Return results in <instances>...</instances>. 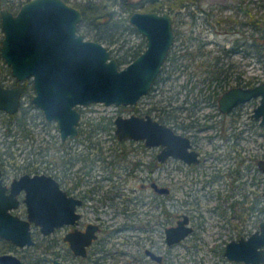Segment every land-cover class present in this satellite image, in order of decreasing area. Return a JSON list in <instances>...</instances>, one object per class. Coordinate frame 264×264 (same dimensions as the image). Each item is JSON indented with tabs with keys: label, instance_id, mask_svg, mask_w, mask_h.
<instances>
[{
	"label": "rangeland",
	"instance_id": "1",
	"mask_svg": "<svg viewBox=\"0 0 264 264\" xmlns=\"http://www.w3.org/2000/svg\"><path fill=\"white\" fill-rule=\"evenodd\" d=\"M263 2L200 0L175 13L177 38L167 72L137 105L94 102L80 106L81 133L73 140H62L57 123L47 120L42 108L33 102L35 88L31 78L23 95V106L14 119L0 112V158L6 159L9 172L13 168L10 179L22 167L43 168L54 166L57 161L74 163L81 170L93 168L83 176L84 187L97 188L98 192L82 208L83 222L101 220L100 238L91 247L92 258L87 263L68 255L59 245L66 255L65 264H94L97 257L101 258L99 264H233L214 248L241 233L250 234L264 219V172L257 162L264 157V129L253 118L251 103L244 112L228 115L219 106L210 105L205 97L213 90L209 87L211 78L206 77L208 70H217L213 64L222 57L220 64L230 67V77L231 71L232 76L244 71L248 79L256 75L264 80V52L262 56L248 53L254 49L252 42L264 49V44L261 46L264 37L248 23L244 24L248 17L243 10L249 5L261 13ZM84 29L79 31L93 39ZM146 40L145 35L133 31L117 42L104 43L118 59L130 52L131 46H146ZM242 42L248 51L229 53ZM0 70L7 83L17 80L4 59L0 61ZM231 80L233 83L235 78ZM197 99L199 106H195ZM182 105L180 112L186 122L199 116L201 124L210 125L199 131L203 162L191 170L182 164L181 170L176 166L180 163L175 161L153 172L148 166L156 161L154 148L140 141L120 140L115 134V119L118 114L148 113L160 118L162 108L169 110ZM207 113L214 116L207 119ZM24 115L31 119V133L27 135L21 129L6 133L8 125L12 121L16 125ZM137 163L139 169L135 167ZM152 180L169 185L172 192L159 194L151 186ZM185 212L194 219L197 233L170 246L165 227L176 223L177 213ZM64 232L60 230L46 238L40 230L36 231L37 243L20 251L23 258L30 263L38 255L51 256L53 251L48 246L54 239L56 244L63 245ZM146 247L164 254V262L153 261L144 253ZM0 249L10 250V245L1 242Z\"/></svg>",
	"mask_w": 264,
	"mask_h": 264
},
{
	"label": "water",
	"instance_id": "2",
	"mask_svg": "<svg viewBox=\"0 0 264 264\" xmlns=\"http://www.w3.org/2000/svg\"><path fill=\"white\" fill-rule=\"evenodd\" d=\"M4 38L0 53L11 67L12 75L24 82L31 78L35 94L33 102L42 108L45 118L55 121L61 139H74L81 123L80 106L97 102L107 105H137V102L154 86L176 42V16L168 10L134 11L130 23L145 35V51L132 62L122 66L103 42L88 39L79 31L84 12L66 0H26L12 11L4 6L1 10ZM25 87L22 84L4 86L0 82V110L17 113L23 103ZM260 97L254 117L264 125V82L253 87H232L220 97V110L231 112L233 107ZM115 134L120 140H143L146 146H160V160L171 155L188 163L199 161V153L192 148L187 135L177 133L173 126L152 114H118ZM264 172V159H259ZM8 185L4 184L0 170V237L21 247L36 244L31 223L41 227L43 234H50L67 224L77 225L81 213L80 198L69 196L60 182L48 173L22 174ZM151 186L159 193H169L170 188ZM25 191L27 217L13 212L20 207L19 194ZM264 194V192H263ZM189 215L185 213L177 224L165 228L166 241L172 245L183 241L193 229ZM260 229L248 237L232 239L226 245L225 255L246 264H264V220ZM100 226L90 222L86 230L75 228L66 235L73 250L86 256L88 248L99 238ZM146 253L161 262L164 256L151 248ZM0 264H23L14 253L0 255ZM54 264H62L55 260Z\"/></svg>",
	"mask_w": 264,
	"mask_h": 264
},
{
	"label": "flooded vegetation",
	"instance_id": "3",
	"mask_svg": "<svg viewBox=\"0 0 264 264\" xmlns=\"http://www.w3.org/2000/svg\"><path fill=\"white\" fill-rule=\"evenodd\" d=\"M18 10V9H17ZM13 11V10H12ZM14 11H16V10H14ZM175 32H176V30H175ZM177 34V33H176ZM177 38V37H176ZM146 45H147V40H146ZM146 47V46H145ZM173 47V46H172ZM171 47V48H172ZM1 49V48H0ZM145 51V50H144ZM0 56H1V53H0ZM2 59H3V57H2ZM167 61L165 62V64H164V66H163V68H162V73L157 77V78H161L162 76H163V74H164V72H167V69H166V65H167V63L171 60V50H170V52H169V54H168V56H167ZM222 61H221V59H220V61H218L217 63L215 62L213 65L215 66V67H217V71H219V66H220V63H221ZM222 65H224V64H222ZM211 66H212V64H211ZM244 71H242V72H240L239 74H237V75H233L232 76V71H231V77H234L235 78V81L233 82V83H231L232 82V80H231V77H230V75H228V83L226 84V86H225V90H223L222 92L224 93L225 91H227V90H229V89H232V87H253L254 85H256V84H260V83H263L264 82V80H262L259 76H253L252 78H247V77H244ZM236 74V73H235ZM29 79V78H28ZM28 79H26V80H28ZM25 80V81H26ZM25 81L24 82H21V81H19V80H16L14 83H11V84H9V83H7L6 82V80L2 77V73H1V70H0V82L4 85V86H14V85H18V84H22L23 86H24V83H25ZM219 80H215V81H213V79L211 78V80H210V83H211V87H214V86H216L219 82H218ZM156 82H157V79H156ZM155 82V83H156ZM210 86V85H209ZM26 87H25V92H26ZM211 90V89H210ZM24 92V93H25ZM223 93H221L220 95H219V97H218V99H216L215 98V93H211L210 95H207L205 98H207V100L209 101V103H210V105L212 104V105H216V106H219V109H220V97L222 96V94ZM24 95V94H23ZM23 98V97H22ZM198 100V102L195 104V106H199L200 104V100L199 99H197ZM252 104V105H254V110H253V113H252V116H253V114H254V112H255V107L260 103V97H254V99H252V100H248V101H243L242 103H240V104H238L237 106H235V107H233V110L231 111V112H225V113H227V115L228 114H233V113H235V112H238V113H240V111L242 112H244V108L246 107V106H248L249 104ZM22 106H23V103H22ZM21 106V107H22ZM21 107H20V110H21ZM184 107V105H182V107H180L179 108V106H177L176 108H172V109H170L169 108V110H167V112H170V114L169 115H171L170 117H169V119L167 120V121H162L160 118H157L158 120H160V121H162V122H164V123H167V124H169V125H171V126H173V128L175 129V131L177 132V133H182V134H184V135H187L189 138H190V140H191V143H193V146H192V148H194V149H196L197 151H198V153H199V158H200V160L199 161H193V163H188L187 161H185L184 159H180V158H176V157H174L173 155H171V157H169L168 159H166V160H160L159 159V156H158V154L160 153V151H161V149L163 148L162 147V145H160V146H153L152 148H154V150H155V152H156V154H155V156H156V161L155 162H153L152 164V166H153V168H152V171L154 172V171H157L158 169H160L161 168V165H164L165 163H167V164H169V163H173V162H175V161H177V162H179L180 164H176V166H177V168L179 167L181 170H182V164H184V165H186V166H188V169H193V167L194 166H197V165H199L200 163H202L203 162V159H204V154L202 153V150L200 149V145H199V143H198V139L200 138V136H199V131H201L202 130V128H205L206 126H210V125H207L206 124V126L204 125V123H200L199 122V116H197V117H195V118H193V119H191L190 120V122H186L185 121V119H184V117L181 115V109ZM79 109H80V107H79ZM19 110V111H20ZM177 110V111H176ZM81 111V110H80ZM222 112H224L223 110H221ZM0 112H2V113H5L7 116H8V118L10 117V116H14V115H16V114H18L19 112H17V113H10V112H7L6 110H0ZM180 112V113H179ZM44 113V112H43ZM151 114V113H150ZM81 115H82V112H81ZM142 115H146V114H142ZM190 115H192L193 116V113H191ZM206 118L207 119H211L213 116H214V114H210V113H207L206 115ZM155 117V116H154ZM156 118V117H155ZM253 118L254 119H256L257 121H259V124H260V126H261V128L262 129H264V125H262L261 124V120L260 119H258V118H256V117H254L253 116ZM48 120V119H47ZM52 122V121H51ZM31 124H32V122H31V119L29 120L27 117H26V115H25V120H24V122H23V126L25 127V129H23L24 131H25V133L27 134V135H29L30 133H31V131H29V127L31 126ZM214 124V123H213ZM213 124H212V126H213ZM9 126V128H10V124L8 125ZM80 127V126H79ZM9 128H8V132H6V133H10L11 131H9ZM23 128V127H22ZM81 133V127H80V131H79V134ZM78 134V135H79ZM77 135V136H78ZM29 137V136H28ZM76 137V136H75ZM74 137V138H75ZM62 140H69V138H67V139H62ZM71 140V139H70ZM73 140V139H72ZM129 141H135L136 142V140H134V139H128ZM128 140H124V141H128ZM138 141H140V143H142V144H144L145 145V142L143 141V140H138ZM146 146V145H145ZM148 147V146H147ZM150 147V146H149ZM101 158H103L104 159V156H102ZM262 159H264V157H261ZM261 158H259V159H261ZM258 159V160H259ZM57 161V160H56ZM106 161V160H105ZM110 161L108 160L107 161V163H109ZM258 162V161H257ZM8 163H7V161H6V159H1L0 158V170H1V174H2V177H3V182H4V184H7L8 185V192L10 191V189H11V183H12V181L15 179V178H17V177H21L22 176V174H25V173H29V174H31V175H33V174H37V173H41V174H44V173H48V174H51L53 177H55L57 180H58V182H60V186H61V188L63 189V190H65L66 192H68V195L69 196H73L74 198H80V199H82L83 200V204H78V206H77V211L79 212V213H81V216H80V218L78 219V223H77V225H72V224H67V225H65V226H62V227H57V229L55 230V231H53L52 233H50V234H43L44 236H46V238L47 237H50V236H53L55 233H57L58 231H60V230H65V232H64V236H63V241L62 242H64L63 243V245L62 244H56V240L54 239V242H52V244L51 245H49L48 246V248L51 250V251H53L52 252V255L51 256H48V257H41V256H39L38 255V257H41L42 258V260L45 262V264H48V263H52V264H54V262H55V260H60L61 261V263L62 264H65L64 263V259H65V257L64 256H66V255H64L63 253H62V250H67V252H68V255L69 254H71L72 256H74V257H76V258H82L83 259V261L84 262H86L87 263V261H89L90 260V258H92V256L90 255V251H91V247L93 246V244L94 243H96V242H98V240H99V238H100V230L102 229V225H103V223L101 222V220L99 221V223H97V222H94V221H89V222H86V223H84L83 222V219H84V215H85V213H83V210H82V208L84 207V206H86L87 204H88V201L91 199V198H93L94 197V195L95 194H97V188H85L84 187V185H85V181L83 180L84 178H83V176H86V174L88 175L91 171H92V169L93 168H91V170H89V168H86V169H84V170H81V169H78V168H75L74 167V163H64V164H62V163H60V162H55V164H54V166H44L43 168H41V167H39V166H30V167H28V166H26V167H22V168H20L19 170H17L16 171V173L14 174V176L10 179V176H12V174H10V172L11 171H13V168L11 169V171L9 172L8 170H7V165ZM16 166V165H15ZM173 167H175L174 165H172ZM258 166H259V162H258ZM136 167V169H139V167H138V163H137V165L135 166ZM260 168V167H259ZM137 171V170H136ZM153 181H156V180H152L151 181V183L153 182ZM157 183H158V185L159 186H167V187H169L170 188V192L169 193H162V194H170L171 192H172V187H170L169 185H166V184H161V183H159L158 181H156ZM156 191V190H155ZM156 192H158V191H156ZM159 193V192H158ZM159 194H161V193H159ZM25 191L23 190L20 194H19V198H20V200H21V202H20V207H18V208H15V209H13V212L14 213H16L17 215H19V216H21V217H27V205H26V203L24 202V197H25ZM186 213V212H185ZM185 213H177L176 214V223H174V224H177L178 223V221L180 220V218H182V216L185 214ZM188 215H189V219H190V225L192 226V229H193V231L189 234V235H191V234H196L197 232H196V229H195V223L193 224V222H194V219L191 217V215L189 214V213H187ZM264 220V219H263ZM262 221V220H261ZM261 221H260V223H261ZM90 222H93V223H96V224H98L99 226H100V229H99V231H98V234H99V238L98 239H96V240H94L93 241V243L92 244H90V247L88 248V253H87V255L86 256H83V255H78V254H76L75 253V251L73 250V248H72V246L70 245V242H69V240L67 241L66 240V234L69 232V231H72V230H74L75 228H80V229H82V230H86L87 229V227L89 226V223ZM260 223H259V227L257 228V229H255L254 231H256V230H258V229H260ZM173 224V225H174ZM31 226H32V232H33V237L35 238V240H36V243H37V238L35 237V235H36V231H38V230H40L41 231V227L40 226H38V225H36L35 223H31ZM170 226H172V225H170ZM167 227V226H166ZM165 227V228H166ZM254 231H252V232H254ZM42 232V231H41ZM252 232H250V234L252 233ZM250 234H245V233H241L240 235H239V237H233V238H231V239H229V241L230 240H232V239H236V240H239L240 239V237H248ZM189 235H187L186 237H188ZM165 238H166V235H165ZM186 239V238H185ZM185 239H183V241H185ZM183 241H180V242H177V243H175V244H179V243H181V242H183ZM229 241H227L226 243H224V242H220L219 243V245H220V247H217V245H216V247L214 248L215 250H216V252H220V254L221 255H225V248H226V245L229 243ZM1 242H5V243H8L9 245H10V250H8V249H4V250H1L0 249V255H2V254H5V253H14V254H17L22 260H23V264H25L26 263V260L23 258V254L20 252L21 250H26V248L27 247H30L29 245H26L25 247H21V246H19V245H17V244H14L12 241H10V240H8V239H6V238H1L0 237V243ZM175 244H172V245H170V244H168V245H170V246H175ZM217 244V243H216ZM36 245V244H35ZM35 245H32V246H35ZM59 245H61V246H63V248L64 249H62ZM146 248H148V247H146ZM146 248L144 249V253H146ZM150 248V247H149ZM152 249V248H151ZM16 251V252H13V251ZM153 250H155V249H153ZM49 251V250H48ZM156 251V250H155ZM156 252H158V251H156ZM158 253H160V252H158ZM147 254V253H146ZM162 254V253H161ZM163 256H164V258H163V260L161 261V262H159V261H157V260H153L150 256V258L153 260V261H157V262H159V263H163L164 262V260H165V255L164 254H162ZM226 256V255H225ZM37 257V258H38ZM100 257H97L96 259H95V261H94V264H99L100 263ZM228 261H232V263L233 264H246L245 262H243V261H241V262H239V261H234V260H231V259H228ZM32 263V262H31ZM81 264V263H80ZM85 264V263H84Z\"/></svg>",
	"mask_w": 264,
	"mask_h": 264
},
{
	"label": "trees",
	"instance_id": "4",
	"mask_svg": "<svg viewBox=\"0 0 264 264\" xmlns=\"http://www.w3.org/2000/svg\"><path fill=\"white\" fill-rule=\"evenodd\" d=\"M76 6L79 7L84 12V18L79 24V29L84 27V31L88 34L93 35V39L103 42H117L119 39L123 37L125 33H131L133 31L138 32L137 28L132 26L129 20L130 14L134 11H153L158 10L163 12L164 10H168L171 13H179L186 7L196 5L200 0H66ZM245 1V0H241ZM252 1V0H251ZM25 3L23 1L17 0H0V10L7 6L11 10H17L20 6ZM261 8L263 11L260 13L253 11L251 6H246L243 10L245 15L248 17L244 24L248 23L251 25L257 32L261 33V37H264V2L261 3ZM4 38L2 24H1V14H0V45ZM145 43V42H144ZM245 43H248L246 41ZM264 43L262 42L261 46ZM253 50L248 51L242 42L240 45H236L235 47L229 50V53L232 51L239 52L241 49L247 50L248 53H256L257 55L262 56L263 50L260 47H257L254 42H252ZM243 47V48H242ZM1 48V46H0ZM264 48V47H263ZM130 52L123 54V56L118 57V61L121 65L124 63H129L134 60L139 54H141L145 50L144 44L131 46ZM220 59L222 57H219ZM219 59V60H220ZM3 60L2 56H0V61ZM219 71L215 69L208 70V74L206 78H212L213 81L219 80L218 84L214 87H211V83L209 84L210 89L213 90L211 93H215V98L218 99L219 95L225 90V86L228 83V71L229 68H225L224 65L220 64ZM222 73H225V76H221ZM160 78H157V80ZM31 83V80L28 79L24 83V87L28 89V85ZM187 101V100H186ZM162 114L160 115V119L162 121H167L171 115L170 112H167L166 108L161 109ZM17 115V114H16ZM10 116L13 120L16 116ZM25 120V115L23 118H19L16 125L10 124L9 131H13L14 129L22 130L25 129L23 126V122ZM18 127V128H17ZM23 127V128H22ZM26 131V130H25ZM14 132V131H13ZM106 159V156H104ZM153 164L150 163L148 167L153 168ZM25 264H45L41 257H38L32 260V263L27 262Z\"/></svg>",
	"mask_w": 264,
	"mask_h": 264
}]
</instances>
